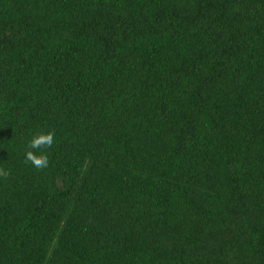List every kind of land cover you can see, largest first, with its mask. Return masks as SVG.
<instances>
[{"label":"trees","instance_id":"trees-1","mask_svg":"<svg viewBox=\"0 0 264 264\" xmlns=\"http://www.w3.org/2000/svg\"><path fill=\"white\" fill-rule=\"evenodd\" d=\"M0 168V264H264V0H0Z\"/></svg>","mask_w":264,"mask_h":264},{"label":"clouds","instance_id":"clouds-1","mask_svg":"<svg viewBox=\"0 0 264 264\" xmlns=\"http://www.w3.org/2000/svg\"><path fill=\"white\" fill-rule=\"evenodd\" d=\"M54 141V130L40 132L34 135L29 142V150H27L25 153V162L30 163L33 167L37 169L47 168L49 164L48 157L46 153L42 150L50 148L53 145ZM9 175L10 171L0 168V177L6 179Z\"/></svg>","mask_w":264,"mask_h":264}]
</instances>
